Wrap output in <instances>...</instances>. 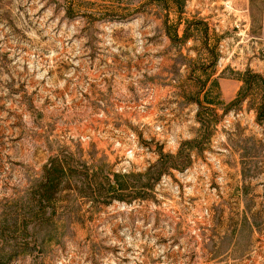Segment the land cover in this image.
Listing matches in <instances>:
<instances>
[{
  "label": "rangeland",
  "instance_id": "374dc122",
  "mask_svg": "<svg viewBox=\"0 0 264 264\" xmlns=\"http://www.w3.org/2000/svg\"><path fill=\"white\" fill-rule=\"evenodd\" d=\"M261 80L264 0H0V264H264Z\"/></svg>",
  "mask_w": 264,
  "mask_h": 264
},
{
  "label": "trees",
  "instance_id": "16d2710c",
  "mask_svg": "<svg viewBox=\"0 0 264 264\" xmlns=\"http://www.w3.org/2000/svg\"><path fill=\"white\" fill-rule=\"evenodd\" d=\"M256 79L260 80V77L255 75L254 76ZM261 83L264 84V82L261 80ZM264 119V94L261 97V102L260 105L257 109V120H263Z\"/></svg>",
  "mask_w": 264,
  "mask_h": 264
},
{
  "label": "crops",
  "instance_id": "0c3cea01",
  "mask_svg": "<svg viewBox=\"0 0 264 264\" xmlns=\"http://www.w3.org/2000/svg\"><path fill=\"white\" fill-rule=\"evenodd\" d=\"M232 82H233L232 83V89L231 90H225L224 89V90H222V94H232V93H235V89H236V86H237L236 83H235L236 81H233L232 80ZM260 102H261V98H260Z\"/></svg>",
  "mask_w": 264,
  "mask_h": 264
}]
</instances>
